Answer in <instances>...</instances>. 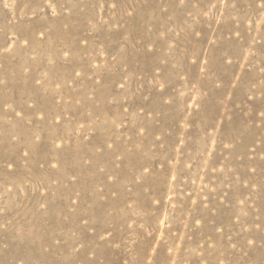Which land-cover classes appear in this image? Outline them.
Returning <instances> with one entry per match:
<instances>
[{
    "label": "rangeland",
    "instance_id": "obj_1",
    "mask_svg": "<svg viewBox=\"0 0 264 264\" xmlns=\"http://www.w3.org/2000/svg\"><path fill=\"white\" fill-rule=\"evenodd\" d=\"M264 264V0H0V264Z\"/></svg>",
    "mask_w": 264,
    "mask_h": 264
},
{
    "label": "bare ground",
    "instance_id": "obj_2",
    "mask_svg": "<svg viewBox=\"0 0 264 264\" xmlns=\"http://www.w3.org/2000/svg\"><path fill=\"white\" fill-rule=\"evenodd\" d=\"M56 264H57V263H56ZM91 264H95V262H94V261H92V262H91Z\"/></svg>",
    "mask_w": 264,
    "mask_h": 264
}]
</instances>
